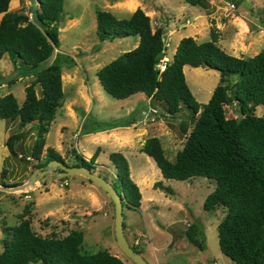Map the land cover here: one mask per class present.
<instances>
[{"label":"rangeland","instance_id":"374dc122","mask_svg":"<svg viewBox=\"0 0 264 264\" xmlns=\"http://www.w3.org/2000/svg\"><path fill=\"white\" fill-rule=\"evenodd\" d=\"M130 3L133 6L128 8ZM207 3L211 8L209 14L183 0H63L56 21L58 46L50 57L32 69L12 65L5 54L0 57V96L9 92L18 104L35 72L52 62L60 68L63 98L44 135L41 161L46 147L53 148L68 166L74 163V154L85 160L92 158V172L112 184L116 180L109 153L119 152L126 159L129 178L137 186L140 199L136 209L122 207L123 235L128 245H136L147 264H233L220 252L217 243V225L225 215V208H203L206 195L214 188L213 179L164 178L153 160L140 151L144 139L154 136L159 139L165 157L173 161L184 142V132L191 128L189 111L182 105L176 115L169 116L140 92L115 99L103 91L95 71L135 47L138 37L98 41L95 11L105 10L116 18H127L140 8L148 16L152 31L161 26L163 56L167 60L182 37L212 40L236 57L264 52V0H239L233 5L229 0H207ZM27 9L33 14L34 0H9V11L26 13ZM182 72L194 99L205 103L218 83V72L189 65H184ZM34 91L36 96L40 95L38 84ZM251 112L264 116V105L253 106ZM224 114L238 116L233 103L224 105ZM18 130L15 122L0 119V173L5 169L0 176L5 185L0 187L3 188L22 185L32 166L8 155L6 137ZM34 135L35 129L29 128L22 141L26 152ZM155 182H160L169 192L154 186ZM113 213L109 196L78 174L65 180L53 173L46 174L23 189L0 188V248L1 230L26 218L38 235L62 237L77 230L82 233L84 252L105 249L124 264H134L116 245ZM189 224H194L201 233L195 236L200 246L186 238L184 231Z\"/></svg>","mask_w":264,"mask_h":264},{"label":"trees","instance_id":"16d2710c","mask_svg":"<svg viewBox=\"0 0 264 264\" xmlns=\"http://www.w3.org/2000/svg\"><path fill=\"white\" fill-rule=\"evenodd\" d=\"M62 1L34 0L36 9L32 20L28 21L25 12L9 11V0H0V57L5 54L12 65H25L29 69L50 57L58 46L56 21ZM183 1L199 6L206 14L211 12L207 0ZM229 1L232 5L239 2ZM95 34L100 42L137 35L135 47L95 71L98 83L115 99L140 92L169 116L176 115L182 105L187 108L191 128L184 132V142L173 161L165 157L159 139L154 136L144 139L140 151L153 160L164 178L184 180L202 176L213 179L214 188L206 195L203 208H225V215L217 225L220 252L233 264H264V116L251 112L253 106L264 105V52L236 57L224 52L212 40L182 37L164 69L158 71L156 64L163 57L165 47L162 28L159 26L152 31L148 16L140 8L127 18L96 10ZM211 38L216 40L212 35ZM184 65L218 72V83L205 103H198L189 91L182 72ZM60 76L59 66L52 62L35 72L24 87L20 104L9 92L0 96V119L15 122L19 129L6 137L8 155L32 163L29 173L49 160L62 161L51 147L44 149V161L40 160L44 135L63 98ZM35 84L40 87L39 96L35 94ZM229 102L233 103L238 116H225L224 105ZM29 128L35 129V135L26 152L22 141ZM74 158L71 166H84L92 171V158L85 160L77 154ZM108 158L114 166L116 180L111 185L121 194L122 206L136 209L140 194L129 178L126 159L119 152L109 153ZM4 173L3 168L0 176ZM0 185L5 184L0 181ZM154 186L169 192L160 182H155ZM1 232L0 264L35 261L40 264H124L105 249L84 252L82 233L77 230L62 237L41 236L32 230L28 219L20 218L14 226L5 227ZM184 234L190 242L200 246L195 236L201 233L194 224H189ZM130 247L138 253L135 244Z\"/></svg>","mask_w":264,"mask_h":264},{"label":"water","instance_id":"95a60500","mask_svg":"<svg viewBox=\"0 0 264 264\" xmlns=\"http://www.w3.org/2000/svg\"><path fill=\"white\" fill-rule=\"evenodd\" d=\"M55 174L57 177H66L74 174H78L84 176L91 183L102 189L110 198L113 203L114 213H113V221H114V238L116 245L119 249L124 253V255L130 259L134 264H147L143 258L126 242L123 235L122 228V196L120 193L114 189V187L104 180L102 177L95 175L92 171L87 169L84 166H68L65 165L60 160H49L43 166L34 168L29 175L27 176L26 181L15 188H3L1 189H23L27 186H31L35 181L40 179L43 175L46 174Z\"/></svg>","mask_w":264,"mask_h":264},{"label":"built area","instance_id":"2783aa9c","mask_svg":"<svg viewBox=\"0 0 264 264\" xmlns=\"http://www.w3.org/2000/svg\"><path fill=\"white\" fill-rule=\"evenodd\" d=\"M25 14L27 16V20L31 21L32 20V14L29 12L28 9H27ZM167 61L168 60L164 56L159 59L158 63L156 64V68L158 69V71H162L164 69ZM211 264H216V262H212Z\"/></svg>","mask_w":264,"mask_h":264},{"label":"bare ground","instance_id":"6f19581e","mask_svg":"<svg viewBox=\"0 0 264 264\" xmlns=\"http://www.w3.org/2000/svg\"><path fill=\"white\" fill-rule=\"evenodd\" d=\"M131 6H133L132 3H130V4L128 5V8H131Z\"/></svg>","mask_w":264,"mask_h":264},{"label":"crops","instance_id":"0c3cea01","mask_svg":"<svg viewBox=\"0 0 264 264\" xmlns=\"http://www.w3.org/2000/svg\"><path fill=\"white\" fill-rule=\"evenodd\" d=\"M148 99V98H147ZM135 242V241H134Z\"/></svg>","mask_w":264,"mask_h":264},{"label":"flooded vegetation","instance_id":"af4514ba","mask_svg":"<svg viewBox=\"0 0 264 264\" xmlns=\"http://www.w3.org/2000/svg\"><path fill=\"white\" fill-rule=\"evenodd\" d=\"M43 166V165H42Z\"/></svg>","mask_w":264,"mask_h":264}]
</instances>
